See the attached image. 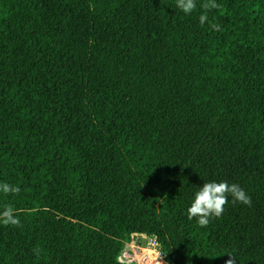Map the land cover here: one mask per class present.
<instances>
[{
  "label": "trees",
  "instance_id": "obj_1",
  "mask_svg": "<svg viewBox=\"0 0 264 264\" xmlns=\"http://www.w3.org/2000/svg\"><path fill=\"white\" fill-rule=\"evenodd\" d=\"M195 2L0 0V264H124L134 233L167 264H264V0ZM212 181L251 206L201 228Z\"/></svg>",
  "mask_w": 264,
  "mask_h": 264
},
{
  "label": "clouds",
  "instance_id": "obj_2",
  "mask_svg": "<svg viewBox=\"0 0 264 264\" xmlns=\"http://www.w3.org/2000/svg\"><path fill=\"white\" fill-rule=\"evenodd\" d=\"M177 7L181 9L185 14H190L196 8L195 0H177ZM201 7L205 11L216 9L219 5L215 0H207ZM208 16L202 13L199 16V22L201 25L205 23ZM214 30L220 31L218 24H212ZM0 192L5 195L8 194H19L20 189L17 186L3 183L0 184ZM229 196L232 198V202L251 206L250 196L236 184H228L227 182H207L203 183L202 186L194 194V199L191 205L187 208V218L192 220L196 218L198 225L201 228L208 226L211 218H219L224 212V206L228 202ZM0 223L5 226H20L19 217L16 210L11 205H6L4 210L0 212ZM228 259L225 264H236L234 255L230 252L225 253ZM165 255L156 252L151 259L156 260L157 264H163L162 259Z\"/></svg>",
  "mask_w": 264,
  "mask_h": 264
},
{
  "label": "built area",
  "instance_id": "obj_3",
  "mask_svg": "<svg viewBox=\"0 0 264 264\" xmlns=\"http://www.w3.org/2000/svg\"><path fill=\"white\" fill-rule=\"evenodd\" d=\"M134 234H139V235H146L143 233H134ZM148 236V235H147ZM154 238V239H153ZM152 239V245L158 246L155 237ZM159 248V247H158ZM151 253H146L147 251H144L140 253L139 255L136 254L133 250L127 249L126 243L124 247L120 250L118 254V261L124 264H157L156 260L151 259V257L156 253L160 252V250L152 249ZM162 259V262L164 263L165 261Z\"/></svg>",
  "mask_w": 264,
  "mask_h": 264
},
{
  "label": "rangeland",
  "instance_id": "obj_4",
  "mask_svg": "<svg viewBox=\"0 0 264 264\" xmlns=\"http://www.w3.org/2000/svg\"><path fill=\"white\" fill-rule=\"evenodd\" d=\"M153 236L132 234L130 240L126 243L127 249L133 250L136 254H140L144 251L151 253L152 249L158 250V246L152 245ZM165 264V263H163Z\"/></svg>",
  "mask_w": 264,
  "mask_h": 264
},
{
  "label": "crops",
  "instance_id": "obj_5",
  "mask_svg": "<svg viewBox=\"0 0 264 264\" xmlns=\"http://www.w3.org/2000/svg\"><path fill=\"white\" fill-rule=\"evenodd\" d=\"M165 264H167L166 262H164Z\"/></svg>",
  "mask_w": 264,
  "mask_h": 264
}]
</instances>
